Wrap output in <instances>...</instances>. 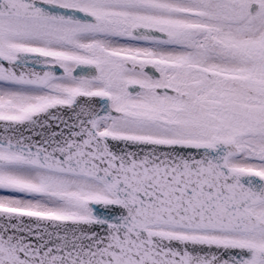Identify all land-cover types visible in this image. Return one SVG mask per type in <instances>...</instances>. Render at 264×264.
Wrapping results in <instances>:
<instances>
[{"label":"snow or ice","instance_id":"1","mask_svg":"<svg viewBox=\"0 0 264 264\" xmlns=\"http://www.w3.org/2000/svg\"><path fill=\"white\" fill-rule=\"evenodd\" d=\"M0 264H264V0H0Z\"/></svg>","mask_w":264,"mask_h":264}]
</instances>
